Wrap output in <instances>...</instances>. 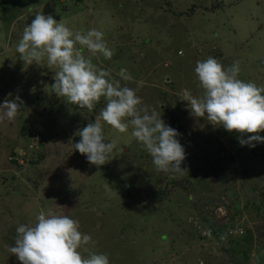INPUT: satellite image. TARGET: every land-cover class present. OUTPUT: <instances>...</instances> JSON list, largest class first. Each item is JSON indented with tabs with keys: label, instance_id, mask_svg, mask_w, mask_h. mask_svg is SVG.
I'll return each instance as SVG.
<instances>
[{
	"label": "rangeland",
	"instance_id": "obj_1",
	"mask_svg": "<svg viewBox=\"0 0 264 264\" xmlns=\"http://www.w3.org/2000/svg\"><path fill=\"white\" fill-rule=\"evenodd\" d=\"M4 2L0 104L19 96L23 105L0 120V264H20L8 249L41 211L77 220L92 238L79 251L110 264H264V143L241 145L240 133L193 116L183 95H203L194 69L208 57L225 69L238 61L239 79L264 86V0ZM37 14L80 24L82 34L91 20L103 33L111 59L76 48L178 131L182 175L157 172L131 127L119 133L102 122L105 143L116 144L104 165L75 150L106 100L91 111L72 105L51 88L58 69L20 59L16 47Z\"/></svg>",
	"mask_w": 264,
	"mask_h": 264
},
{
	"label": "clouds",
	"instance_id": "obj_2",
	"mask_svg": "<svg viewBox=\"0 0 264 264\" xmlns=\"http://www.w3.org/2000/svg\"><path fill=\"white\" fill-rule=\"evenodd\" d=\"M77 44L85 47L91 56L99 53L111 59L113 54L101 31L74 33L62 20L57 22L53 16L43 14H37L24 28L16 47L25 63L41 65L46 59L48 68L58 69L51 88L66 102L91 111L102 97L106 100L95 122L79 130L81 139L75 143V150L85 155L90 164L104 165L116 144L105 143L102 122L119 133H127L131 127L130 137L150 154L157 172L182 175L185 169L181 164L186 155L177 139L178 131L166 125L155 110L149 112L147 106L138 107L142 101L135 90L121 87L119 80L111 78L110 71L93 64L91 58L76 48ZM194 71L203 95L197 98L184 90V101L189 102L191 114L228 132L240 133L241 145L255 147L254 142L264 143V137L259 135L264 132V86L239 79L238 61L225 69L215 58L208 57L197 61ZM119 75L125 80L132 79L126 69H121ZM22 105L19 96L5 99L0 104V120H14ZM245 135L247 139L242 138ZM79 228V222L68 215L41 211L34 225L17 228L15 245L8 251L20 264H110L105 254L82 255L79 249L92 238Z\"/></svg>",
	"mask_w": 264,
	"mask_h": 264
},
{
	"label": "crops",
	"instance_id": "obj_3",
	"mask_svg": "<svg viewBox=\"0 0 264 264\" xmlns=\"http://www.w3.org/2000/svg\"><path fill=\"white\" fill-rule=\"evenodd\" d=\"M0 12L1 13H9L10 11H7V10H5L4 8L3 9H1L0 8ZM1 13H0V16H1ZM78 15V14H77ZM87 23H85L84 24V27H86V28H88V27H90V28H88V29H93V28H91V20L89 21V23H88V27H87V25H86ZM82 28V25H77V26H74L73 28H69L70 30H72L74 33L76 32V31H79L80 29ZM234 35H235V32L233 33ZM202 46V45H201Z\"/></svg>",
	"mask_w": 264,
	"mask_h": 264
},
{
	"label": "trees",
	"instance_id": "obj_4",
	"mask_svg": "<svg viewBox=\"0 0 264 264\" xmlns=\"http://www.w3.org/2000/svg\"><path fill=\"white\" fill-rule=\"evenodd\" d=\"M5 5H6V6H5ZM7 5H8V3L4 2V0L0 2V6H1V7H4V6H5V8H6Z\"/></svg>",
	"mask_w": 264,
	"mask_h": 264
}]
</instances>
